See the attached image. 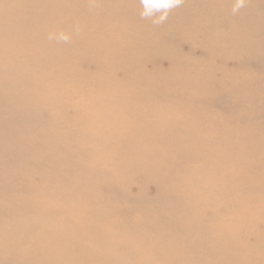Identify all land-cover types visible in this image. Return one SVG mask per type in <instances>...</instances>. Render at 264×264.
<instances>
[{
    "label": "bare ground",
    "instance_id": "1",
    "mask_svg": "<svg viewBox=\"0 0 264 264\" xmlns=\"http://www.w3.org/2000/svg\"><path fill=\"white\" fill-rule=\"evenodd\" d=\"M232 4L185 0L155 27L140 18L139 0H98L91 11L88 0H0V84H21L41 66L28 54L50 48L74 59L72 68L40 69L26 90L53 99L41 80L75 87L58 93L66 102L49 116L58 130H36L47 152L36 165L40 184L18 178L24 190H43V202L24 201L41 217L57 213L55 223L20 227L19 217H5L2 227L13 225L0 250L28 261L21 264H143L133 244L173 264H264V0H249L237 16ZM77 22L73 48L32 38L40 27L71 32ZM23 117L36 125V112ZM48 199L79 212H52ZM96 212H105L97 232L86 222Z\"/></svg>",
    "mask_w": 264,
    "mask_h": 264
},
{
    "label": "rangeland",
    "instance_id": "2",
    "mask_svg": "<svg viewBox=\"0 0 264 264\" xmlns=\"http://www.w3.org/2000/svg\"><path fill=\"white\" fill-rule=\"evenodd\" d=\"M51 26H44L40 27L38 29H35L32 33L33 40H40L42 37H46L49 32H52ZM15 34H19V32L14 31ZM5 44L4 41L1 42V45ZM17 49H23L18 44L16 45ZM65 48H73L71 44H67L64 46ZM38 57V58H37ZM28 58L33 61H39L41 63L40 65L34 66V71H29L26 74L28 75L27 78H22L19 84V82H14L11 84L8 83H2L0 84V95H3L5 100L3 102H0V187L4 186L6 187L7 181L6 176L10 174H15L17 177V183L15 185H8V193L7 192H0V202L5 205V208L2 212L3 216L0 218V234L1 233H7L10 229V226L13 225L12 222L5 223L4 227V218L5 217H19L20 222H17L16 225L20 227L27 226L28 222H34L35 224L39 225H47L52 226L54 225L55 217L57 218V213L53 214L52 217H41L38 215V212L31 211L28 207L31 206L32 203L25 202L24 200H34V202H43L42 195L43 190L36 189L37 192L34 194L30 191L24 190V188H21L20 183L18 182V178H24L35 185L40 184V182L37 179V175H35V172L38 170L36 165H39L38 162L42 159L44 155H46V150L42 149L45 146L46 140L44 138H41L40 135L37 134L36 130L38 128H46L49 131H55L58 130L54 126V124L49 120V116L51 113L55 112V109L58 105L63 104V102H66L65 98H62L61 95L58 96V93L61 92H71V89H74L75 87L70 85L69 83H66L67 81L62 80L61 82L53 83L47 80H41L39 86L46 87L51 89V91L55 90V96L53 99L51 97H42L36 96L34 93H31V91L26 90V84L28 81H31L32 78H34V73L40 69H55L60 66L59 64L63 65L65 68H72L74 59L67 58L65 55H62L59 52H54L50 48L44 49L43 52H36L33 54H28ZM40 58V59H39ZM20 59V58H19ZM18 59V61H19ZM11 68V74H20V68L18 65L10 66ZM92 70V69H91ZM6 76L3 78L0 77V80L5 81ZM54 93V92H53ZM61 94V93H60ZM27 100L29 104L25 105L22 101ZM72 102L73 99H70ZM36 112L37 116V122L36 125H30L26 119L23 117L27 115L29 112ZM69 116L72 115L70 111L67 112ZM24 118V119H22ZM39 118V119H38ZM103 144L107 147L106 143L103 142ZM102 143H99L96 145L97 149H105L106 147L103 146ZM19 145L20 150H22L24 153H21L17 150V146ZM35 146L34 150H30L28 148H25L24 146ZM91 145V144H89ZM76 150V147L78 149H86L85 144H77L73 146ZM108 149V147H107ZM64 151V150H63ZM48 152L53 153L54 155H57L58 152L50 151ZM6 160H10L14 162V165H7L4 162ZM88 160V158H87ZM42 168V167H41ZM44 169V168H42ZM49 170V169H48ZM102 180V179H101ZM99 180V182L101 181ZM139 180V179H135ZM104 183V182H103ZM31 183L25 184V186L28 188ZM115 184V182H113ZM17 192V199H13L12 193ZM45 194H50L48 192H44ZM46 197V195H45ZM115 199V198H114ZM99 200L101 199V195L99 196ZM15 201V202H13ZM0 203V204H1ZM46 203H50L48 205L49 209L52 212L54 211L53 207H56V205H62L63 212L61 215H65L67 217H70L74 215L77 212H79V207L76 203L67 202L66 204H63L59 202L58 200L50 201L49 199L46 200ZM114 204L116 205V208L118 210L123 211L125 209L124 205L119 204V201H114ZM30 205V206H28ZM22 206V207H17ZM88 206H91V203H88ZM91 207H89L90 209ZM59 215V214H58ZM105 212H96V216L94 218L87 219V224L89 227L97 232L99 223L101 221H105L104 218ZM104 219V220H102ZM138 219L135 216H130L129 218V224L133 225L134 221ZM127 222V221H126ZM3 223V224H2ZM129 224L125 223L123 228H128ZM149 231L146 229H143V234H148ZM153 235H150V238H152ZM154 239V237L152 238ZM178 240L183 243L185 241L190 242L193 244L195 239H187L185 240L183 237H178ZM1 235H0V243ZM116 245L121 246L120 244L116 243ZM126 245H132L139 251H141L144 254V263L143 264H173L169 261L167 256H161V257H155L152 255L151 251L147 247H141L139 245H133V244H126ZM123 245V246H126ZM110 246V244H109ZM109 246H107L109 249ZM122 246V247H123ZM1 248V245H0ZM205 253L208 252L211 255H214L217 253V251L210 249V248H203L201 249ZM9 252V253H8ZM148 254V255H147ZM16 255L14 252L6 251V250H0V264H8V258H15L20 264L24 262H28L23 259V257H19L18 259L15 257ZM9 258V259H10ZM113 258V256L111 257ZM3 260V261H2ZM7 260V261H6ZM39 261H29V264H38ZM10 264V263H9ZM134 264H138V261H136Z\"/></svg>",
    "mask_w": 264,
    "mask_h": 264
},
{
    "label": "clouds",
    "instance_id": "3",
    "mask_svg": "<svg viewBox=\"0 0 264 264\" xmlns=\"http://www.w3.org/2000/svg\"><path fill=\"white\" fill-rule=\"evenodd\" d=\"M185 0H139L141 6L140 18L142 20H150L152 25L159 27L166 23L169 14L176 8L183 6ZM249 0H233L231 14L237 16L241 10L248 6ZM89 10L98 7V0H88ZM83 27L77 22L73 25L72 31H53L47 35V40L56 44H70L73 35L80 36Z\"/></svg>",
    "mask_w": 264,
    "mask_h": 264
}]
</instances>
